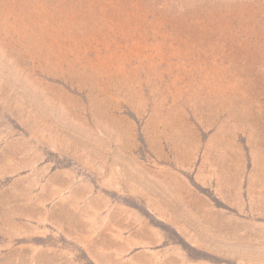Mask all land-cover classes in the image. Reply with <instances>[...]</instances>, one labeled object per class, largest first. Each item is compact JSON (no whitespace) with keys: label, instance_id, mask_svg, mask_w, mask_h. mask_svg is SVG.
Masks as SVG:
<instances>
[{"label":"rangeland","instance_id":"1","mask_svg":"<svg viewBox=\"0 0 264 264\" xmlns=\"http://www.w3.org/2000/svg\"><path fill=\"white\" fill-rule=\"evenodd\" d=\"M0 264H264V0H0Z\"/></svg>","mask_w":264,"mask_h":264}]
</instances>
